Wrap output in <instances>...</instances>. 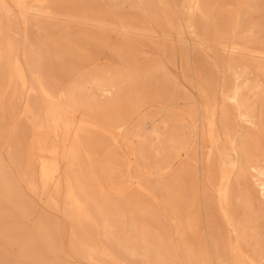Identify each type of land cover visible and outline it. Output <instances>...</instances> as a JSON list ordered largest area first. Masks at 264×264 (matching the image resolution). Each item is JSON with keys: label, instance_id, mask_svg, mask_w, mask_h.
Returning a JSON list of instances; mask_svg holds the SVG:
<instances>
[{"label": "rangeland", "instance_id": "1", "mask_svg": "<svg viewBox=\"0 0 264 264\" xmlns=\"http://www.w3.org/2000/svg\"><path fill=\"white\" fill-rule=\"evenodd\" d=\"M0 264H264V0H0Z\"/></svg>", "mask_w": 264, "mask_h": 264}, {"label": "bare ground", "instance_id": "2", "mask_svg": "<svg viewBox=\"0 0 264 264\" xmlns=\"http://www.w3.org/2000/svg\"><path fill=\"white\" fill-rule=\"evenodd\" d=\"M247 70H248V69H247ZM258 87H260V86H258ZM256 89H257V88H256ZM259 89H260V88H259ZM259 89H258V90H259ZM258 90H257V91H258ZM240 166H241V165H240ZM240 166H239V167H240Z\"/></svg>", "mask_w": 264, "mask_h": 264}]
</instances>
